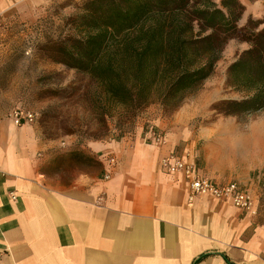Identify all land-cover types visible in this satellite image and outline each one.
<instances>
[{
	"label": "crops",
	"instance_id": "1",
	"mask_svg": "<svg viewBox=\"0 0 264 264\" xmlns=\"http://www.w3.org/2000/svg\"><path fill=\"white\" fill-rule=\"evenodd\" d=\"M49 1L0 0V28ZM258 5L248 16H259ZM146 125L66 150L0 119V264H264V210L189 202L185 179L159 164L174 134L146 142ZM103 154L117 160L109 179Z\"/></svg>",
	"mask_w": 264,
	"mask_h": 264
},
{
	"label": "rangeland",
	"instance_id": "2",
	"mask_svg": "<svg viewBox=\"0 0 264 264\" xmlns=\"http://www.w3.org/2000/svg\"><path fill=\"white\" fill-rule=\"evenodd\" d=\"M82 1L50 0L33 18L11 19L2 24L0 119L10 121L9 112L17 106L31 110L35 117L27 125L32 132L42 141L58 145L115 138L133 133L141 124L156 122L165 138L174 134L175 152L193 159L204 175L216 181L244 184L258 209L264 210V109L240 116H225L212 109L218 100L244 96L227 85L226 75L228 65L247 43L229 39L212 74L187 93L176 109L165 111L158 103H151L130 120L121 118L96 82L43 57L38 49L49 36L66 33L65 18L75 13ZM240 1L246 7L238 26H243L249 17L264 23V0ZM255 2H260L259 16H248Z\"/></svg>",
	"mask_w": 264,
	"mask_h": 264
},
{
	"label": "trees",
	"instance_id": "3",
	"mask_svg": "<svg viewBox=\"0 0 264 264\" xmlns=\"http://www.w3.org/2000/svg\"><path fill=\"white\" fill-rule=\"evenodd\" d=\"M244 11L240 0H83L65 18L66 33L38 49L86 74L130 120L151 103L176 109L236 38L247 47L228 65L226 82L244 96L218 100L212 109L246 115L264 109V23L249 17L238 26Z\"/></svg>",
	"mask_w": 264,
	"mask_h": 264
},
{
	"label": "built area",
	"instance_id": "4",
	"mask_svg": "<svg viewBox=\"0 0 264 264\" xmlns=\"http://www.w3.org/2000/svg\"><path fill=\"white\" fill-rule=\"evenodd\" d=\"M9 117L16 126H20L32 122L35 114L31 110L17 106L10 110ZM126 136L131 137L132 133H127ZM143 139L146 142L160 145L166 142L164 133L152 125H147L145 128ZM60 146L64 148L68 145L62 142ZM100 157H102L105 168L102 178L109 179L112 170L117 165V160L112 154H103ZM159 164L160 168L166 172L181 175L185 179L189 202L200 196L211 197L218 201L229 203L246 214H255L257 212V202L244 184L237 181H216L204 175L194 160L186 155L179 154L172 149L161 157ZM9 193L10 197L15 199V194L13 192ZM2 254L3 252L0 251V258Z\"/></svg>",
	"mask_w": 264,
	"mask_h": 264
}]
</instances>
